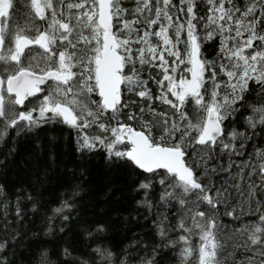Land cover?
<instances>
[{
  "label": "snow or ice",
  "instance_id": "snow-or-ice-1",
  "mask_svg": "<svg viewBox=\"0 0 264 264\" xmlns=\"http://www.w3.org/2000/svg\"><path fill=\"white\" fill-rule=\"evenodd\" d=\"M250 92L264 99V0H0V141L55 124L78 153L103 149L134 177L137 203L155 207L162 242L116 248L102 223H81L96 241L86 258L38 244L32 264H158L161 247L178 264H264V104ZM79 196L45 211V234ZM28 204L48 207L0 189V264H16L10 207L18 224Z\"/></svg>",
  "mask_w": 264,
  "mask_h": 264
},
{
  "label": "trees",
  "instance_id": "trees-1",
  "mask_svg": "<svg viewBox=\"0 0 264 264\" xmlns=\"http://www.w3.org/2000/svg\"><path fill=\"white\" fill-rule=\"evenodd\" d=\"M22 13V6H18L15 18L19 20ZM214 55L215 49L207 52L209 59ZM246 100L257 107L264 104V99L252 92L246 95ZM240 111L245 112L242 107ZM250 113L251 109L245 115ZM236 119H240L239 115ZM228 123L225 121V125ZM235 127L244 130L242 122ZM256 143H260L258 138ZM133 179L124 168L106 161L103 149L78 153L74 136L63 126L44 125L35 133L21 132L19 136L11 131L0 141V189L13 203L18 188L27 189L33 196L39 194L41 202L48 203L47 209L37 205L36 212L30 211L31 205L28 204L25 208L27 215L18 224L10 207L8 218L19 233L15 241L16 255L12 259L16 264H32L38 244H43L53 259L59 256L62 247H69L73 255L86 258L96 241L85 238L80 230L81 223H102L106 228L103 239L116 248L142 241L150 252L152 246L162 243L152 225L156 209L154 207L150 213L137 203L142 199V193L133 190ZM77 190L80 196L76 198V211L70 222L61 225L57 218L53 222V233L45 234L47 229L43 225L46 221L41 219L42 215L46 211L51 216V209L59 207L62 199H69L71 192ZM152 195L155 197L156 193ZM155 203L156 199H153ZM172 211L169 209L170 216ZM221 219L223 223H231L228 217ZM59 226H64V232L57 230ZM3 235L0 232V237ZM236 258H241L239 252ZM156 259L158 264H178L176 250L172 248L161 247Z\"/></svg>",
  "mask_w": 264,
  "mask_h": 264
},
{
  "label": "rangeland",
  "instance_id": "rangeland-1",
  "mask_svg": "<svg viewBox=\"0 0 264 264\" xmlns=\"http://www.w3.org/2000/svg\"><path fill=\"white\" fill-rule=\"evenodd\" d=\"M223 222V221H222ZM225 224H229V223H225ZM192 240H196L195 242L196 243H193V246L195 247V245L197 244V241H198V237H193ZM193 258H195V253L193 255Z\"/></svg>",
  "mask_w": 264,
  "mask_h": 264
}]
</instances>
